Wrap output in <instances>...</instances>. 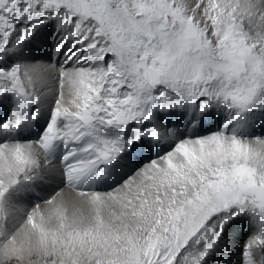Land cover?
<instances>
[{
  "label": "snow or ice",
  "instance_id": "snow-or-ice-1",
  "mask_svg": "<svg viewBox=\"0 0 264 264\" xmlns=\"http://www.w3.org/2000/svg\"><path fill=\"white\" fill-rule=\"evenodd\" d=\"M0 106V264H208L238 217L264 264V0H0ZM55 162L68 193L17 203Z\"/></svg>",
  "mask_w": 264,
  "mask_h": 264
},
{
  "label": "bare ground",
  "instance_id": "bare-ground-1",
  "mask_svg": "<svg viewBox=\"0 0 264 264\" xmlns=\"http://www.w3.org/2000/svg\"><path fill=\"white\" fill-rule=\"evenodd\" d=\"M50 38L53 39V28L51 25H46L38 32L37 37L32 42L33 45H31V47L26 50V54L27 55L29 54L30 57H35L41 60L45 64L49 62L58 64V61L56 60L52 52V49L56 41L54 39V42H52L50 41ZM31 49L34 51H32ZM52 56L54 57L53 59ZM43 58L46 59L44 60ZM54 72L55 71H50L45 74L47 80L49 81V89L46 91V96H45V106H44L45 117L47 116L49 105L53 102L54 97L57 94L56 89L58 85L56 84V81H54L53 78ZM3 107L5 108V106H0V109H2V113H0V119H2V115L4 114ZM44 123H45L44 119H41L39 121L40 126H43ZM216 124L217 121L214 118L213 120H211V122H206L202 128L195 130L193 133L204 135L206 131L208 130L210 131L213 127L216 126ZM263 130H264V122H262V120L257 116L255 123L252 129H250V131L257 136H262L264 135ZM181 131H184L182 127H181ZM177 134L181 135L183 134V132L181 133L178 132ZM23 135L25 137L30 136L31 138H33L32 140H35L36 130L35 129L29 130L28 132H25ZM171 144H172L171 140L161 144L155 149V151H153L155 152L154 155L157 153L158 149L162 153L163 151L170 149ZM146 152L149 151L144 150L142 152L144 155L136 154L137 156L135 155L131 159H124L120 161L117 169V175L120 178V182H123V180L127 179L130 176V174L134 172L135 168L144 162L143 157L146 158L155 157L153 155V152H150L151 155L145 156ZM134 160L137 161L136 164H134ZM55 163H57L56 167L43 170L42 178L44 180L40 179L36 181L27 192H23L19 194V196L16 198L17 203H19L25 209H30L33 206L34 202H38L37 199L32 198V196L29 195L30 191L38 193L36 194L37 197L45 196V198L47 199L50 198L52 194L56 193V191L58 190H60L58 193H64V194L68 193L69 190L67 189L64 179L62 177L61 168L59 167L58 162ZM103 190H107V188ZM41 205H43V203H41ZM251 226L252 224L246 217H238L237 219L232 221L229 225H227L221 243L219 244L215 252L208 258V264H241L242 248H240V246L242 243L239 240H243L244 236L246 235H248L247 240L249 239V237L254 232V228Z\"/></svg>",
  "mask_w": 264,
  "mask_h": 264
},
{
  "label": "rangeland",
  "instance_id": "rangeland-1",
  "mask_svg": "<svg viewBox=\"0 0 264 264\" xmlns=\"http://www.w3.org/2000/svg\"><path fill=\"white\" fill-rule=\"evenodd\" d=\"M47 35H48V34H47ZM48 36H49V35H48ZM50 36H51V35H50ZM50 41L54 42V38H53V39L50 38ZM32 45H33V44H32ZM31 50H32V49H31ZM31 50H30V51H31ZM32 51H34V50H32ZM28 56H30V55L28 54ZM53 58H54V57L52 56V59H53ZM43 59L45 60L46 58H43ZM53 78H54V81L57 80V73H56V72L53 73ZM5 107H6V106H5ZM3 108H4V107H3ZM44 110H45V109H44ZM0 113H2V109H0ZM3 113H4V111H3ZM3 115H4V114H3ZM3 115H2V118H3ZM258 117L262 120V122H264V119H262L259 115H258ZM209 122H210V121H209ZM213 129L215 130L216 128L213 127ZM211 130H212V129H211ZM208 131H209V130H208ZM208 131H206L204 135L209 134L210 132L208 133ZM178 132L181 133V132H184V131H181V128H180V129L178 130ZM211 132H212V131H211ZM263 132H264V130H263ZM192 134L195 135L194 133H192ZM261 137H264V135H262ZM145 150H146V149H145ZM139 154L144 155L143 153H137V155H139ZM137 155H136V156H137ZM138 157H139V156H138ZM142 157H143V156H142ZM143 158H144V159H143L144 162H143L142 164H140L139 166H137V167L135 168V170H136L138 167H141L142 165L147 164L148 161H149L148 159H151V158H146V159H145V157H143ZM153 158H155V157H153ZM136 162H137V161L134 160V164H136ZM139 163H140V162H139ZM135 170H134V171H135ZM133 173H134V172H133ZM133 173H132V174H133ZM132 174H130V175H132ZM42 179H43V178H42ZM43 180H44V179H43ZM59 191H60V190L56 191V193H58ZM26 192H27V191H26ZM56 193H53L52 196L56 195ZM36 194H38V193L33 192V191H30V194H29L30 196H32V198H35V199L38 200V202H34L33 206H34L35 204H38V203L41 204V203H43V202L47 199V198H45V196H43V197H40V196L37 197ZM251 227H253V226H251ZM245 231H246V228H245ZM247 236H248V235L244 236V238L246 237L245 239L243 238V240H239V241H241V243H242L241 246H240V248H242V250H243V248H244V246H245V243H246V241H247Z\"/></svg>",
  "mask_w": 264,
  "mask_h": 264
}]
</instances>
